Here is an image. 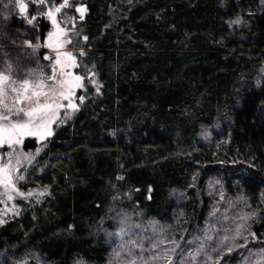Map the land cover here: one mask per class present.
Here are the masks:
<instances>
[{
	"label": "trees",
	"instance_id": "trees-1",
	"mask_svg": "<svg viewBox=\"0 0 264 264\" xmlns=\"http://www.w3.org/2000/svg\"><path fill=\"white\" fill-rule=\"evenodd\" d=\"M2 1L17 42L0 50L33 61L43 16ZM77 4V69L99 91L24 142L0 264H166L170 241L173 264H264V0Z\"/></svg>",
	"mask_w": 264,
	"mask_h": 264
},
{
	"label": "snow or ice",
	"instance_id": "snow-or-ice-1",
	"mask_svg": "<svg viewBox=\"0 0 264 264\" xmlns=\"http://www.w3.org/2000/svg\"><path fill=\"white\" fill-rule=\"evenodd\" d=\"M32 2L35 3L37 0H32ZM38 2L43 5L48 0H38ZM16 4L22 14L26 13L28 4L24 0H16ZM69 6L70 0H63L59 7L54 6L46 13L56 29L54 32L48 33V43L45 45L55 53L54 56L44 57V59L52 61L50 64V75L40 76L35 80L26 78L19 81L17 86V81L10 79L11 65L6 66L4 73H0V95H5L8 91L15 93L12 107H9L7 103H3L5 111L0 112V147L20 145L24 137L35 136L40 129L45 130L46 135L50 136L52 134L50 125L56 121L58 110L61 108L75 110L77 108V105L72 102V98L75 95L74 89L83 88L82 82L85 77L73 75L71 71H66L69 68H78L80 65L72 52L62 51L67 44L71 43V40L67 38V33L60 27L55 15V13H59L63 8ZM75 10L80 13V18L83 19L86 9L80 7ZM35 19V16L31 17L28 19V23L32 24ZM84 39H87V37H84ZM35 47L40 48L41 45L37 44ZM83 54V52L79 53V55ZM29 75L35 74L29 73ZM92 82L95 83L94 80ZM97 91H99V88H97ZM79 99L83 102L82 96ZM57 101H67L68 103L65 105ZM43 138L45 136L41 135V139ZM10 165L11 161L0 167V174H2L0 183L4 185L5 194H7L9 189L15 190V182L11 176L12 169ZM16 179H23V177H16ZM120 179L123 178L121 177ZM19 194L23 195V193ZM28 195H32V193H28ZM7 198L11 200L12 196L8 195ZM239 234V230H237V235ZM207 238L209 240L212 239L211 236ZM225 239L228 238L225 237ZM160 243L162 241L152 244V248H159ZM169 243L174 245V247L170 250H163L162 255H154L152 261L164 260L166 264H173L169 251L174 254L179 244L176 241H170ZM199 251L197 254H199ZM228 251H232V249L229 248ZM129 264H136V261L132 260ZM142 264H151V262L144 260Z\"/></svg>",
	"mask_w": 264,
	"mask_h": 264
},
{
	"label": "rangeland",
	"instance_id": "rangeland-1",
	"mask_svg": "<svg viewBox=\"0 0 264 264\" xmlns=\"http://www.w3.org/2000/svg\"><path fill=\"white\" fill-rule=\"evenodd\" d=\"M8 5H11L14 3H16V0H6ZM3 1L0 0V9L5 7V5L2 3ZM25 3L28 4V8L26 13H21L22 15L28 16L31 12L32 7L34 8V13L33 15L35 17H37V15L39 16H43V20L46 22L47 24V31L42 34V39L40 38V34L36 37V39L33 41H31L32 39H27L26 45L30 46L33 50V52L35 53L33 56V61L32 60H26V57H23L22 53H18L17 50H15V48L13 50H9L7 52H3L0 50V73H4L5 72V68L8 65H11V76L10 79L17 81V86L19 84V81L23 80V79H37L40 76H45V75H50L51 74V68H50V64L52 63V61L50 60H46L44 59L45 56H54L55 53L47 48L45 45L48 43V33L49 32H54L55 26L52 24L51 19L46 15V13L49 11V9L55 7H59L60 4L63 3V0H48V2H46L45 4L41 5L38 1L33 3L32 0H24ZM6 4V5H7ZM7 5V7H8ZM17 5V4H16ZM83 7L86 9L85 5L82 4H77L75 6L76 8H80ZM86 12V11H85ZM1 13V10H0ZM85 14V13H84ZM1 15H3L1 13ZM20 15L14 14L11 15V17H9L11 23L13 24V29L15 30V28H17V24L15 22H18V20L20 21L19 18ZM80 17V13L77 12L76 10H71L70 7H65L61 10V12H59L56 15L57 18V22L59 23L60 27L64 29V31L67 33V38H69L71 40L70 44H67L65 46L64 49H62V51H68V52H72L73 55L76 56V60L78 63V58H77V53L81 50L79 49L78 46H76V42L78 39V32H77V20ZM1 20H3L0 16V47H7V48H13L12 45H10L9 47L7 46L8 44L6 42L9 43H16L17 39L13 38L11 39V37L13 35H11L9 32H7L9 34V38L10 40H7V38H5V35L1 32L2 30V23ZM10 23V25H11ZM7 29V28H6ZM29 38V37H28ZM7 44V45H6ZM39 44L41 45L40 48H36L35 46ZM38 54V57H37ZM36 55V56H35ZM28 58V57H27ZM25 63H29L27 64V66H25ZM79 64V63H78ZM66 71H71L73 73V75H80L85 77V79L83 80V88H79V89H74L75 95L72 98V102L75 103L77 105V108L79 107V103H80V99L79 97L82 96V93L85 91L86 87L88 85H91L92 87H94L96 90L97 88L100 87V82L97 78V75L95 72L90 71L87 74H83L81 73L77 68H69L66 69ZM29 73H34L35 75H29ZM93 73L95 74L93 76ZM7 74V73H5ZM95 81V83H93L92 81ZM15 99V93H12L11 91H8L5 95H0V112L5 111V109L3 108V103H7L9 107H12L13 102ZM58 103H64L65 105L68 103L67 101H57ZM18 106H24V105H18ZM77 108L75 110L71 109V108H61L58 110L57 114H56V121L53 122L50 125V130L51 133L53 134L56 126L63 121L64 117L68 114L73 113L74 111L77 110ZM67 113V114H66ZM51 134V135H52ZM41 135H44L45 138L41 139ZM50 135V136H51ZM45 130L40 129L37 132V135L35 136H26L23 138V141L20 145H16L14 147H10V146H2L0 147V167H2L4 164L8 163L9 161H11V176L13 178V180L15 181L16 176H18V171L21 167L22 164H24V162H27V159L30 158V153L28 151H25L23 148L24 142L29 139V138H35L37 141H43L45 139H47L48 137ZM19 161V162H17ZM0 179H2V174H0ZM10 192V190H8ZM7 191V192H8ZM5 193V188L4 185L2 183H0V194ZM12 193V192H10ZM3 203V197H1L0 195V204ZM4 205H2V207L0 208V213L4 212L5 209L3 207Z\"/></svg>",
	"mask_w": 264,
	"mask_h": 264
},
{
	"label": "water",
	"instance_id": "water-1",
	"mask_svg": "<svg viewBox=\"0 0 264 264\" xmlns=\"http://www.w3.org/2000/svg\"><path fill=\"white\" fill-rule=\"evenodd\" d=\"M58 13H55V15H57Z\"/></svg>",
	"mask_w": 264,
	"mask_h": 264
}]
</instances>
